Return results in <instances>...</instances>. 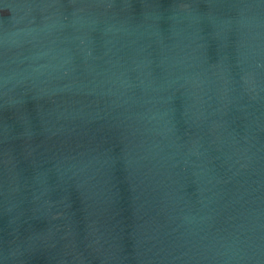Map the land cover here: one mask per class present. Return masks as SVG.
Wrapping results in <instances>:
<instances>
[{
  "label": "water",
  "instance_id": "1",
  "mask_svg": "<svg viewBox=\"0 0 264 264\" xmlns=\"http://www.w3.org/2000/svg\"><path fill=\"white\" fill-rule=\"evenodd\" d=\"M0 264H264V0H0Z\"/></svg>",
  "mask_w": 264,
  "mask_h": 264
}]
</instances>
